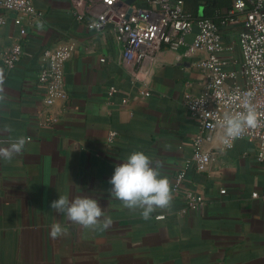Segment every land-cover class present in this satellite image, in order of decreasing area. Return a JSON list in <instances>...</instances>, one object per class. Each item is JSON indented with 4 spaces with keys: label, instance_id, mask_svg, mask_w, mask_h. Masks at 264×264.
Segmentation results:
<instances>
[{
    "label": "crops",
    "instance_id": "obj_1",
    "mask_svg": "<svg viewBox=\"0 0 264 264\" xmlns=\"http://www.w3.org/2000/svg\"><path fill=\"white\" fill-rule=\"evenodd\" d=\"M32 1L37 18L0 8V147L27 139L20 155L0 159V264H264V200L254 196L264 189V158L254 142L240 139L223 149L219 131L204 145L215 160L192 164L182 182L206 198L200 209L182 213L184 192L174 191L201 129L183 103L185 91H202L206 77L198 56H183L185 47L164 48L157 61L138 71L122 60L112 23L88 27L102 13V0ZM147 5L148 0L116 4ZM238 16L239 22L222 27L226 42L236 41L243 20ZM193 38L191 33L186 40ZM19 41L23 54L8 69L3 57ZM64 43L76 46L64 66L69 97L48 105L39 82L42 54ZM228 55L237 63L226 68L238 67L239 47ZM110 86L118 88L112 96ZM142 88L150 94H141ZM134 151H143L153 166L163 165L173 193L170 207L147 220L109 194L115 167ZM61 195L96 199L111 227L83 228L57 214L50 204ZM55 223L64 234L54 239Z\"/></svg>",
    "mask_w": 264,
    "mask_h": 264
},
{
    "label": "built area",
    "instance_id": "obj_2",
    "mask_svg": "<svg viewBox=\"0 0 264 264\" xmlns=\"http://www.w3.org/2000/svg\"><path fill=\"white\" fill-rule=\"evenodd\" d=\"M118 0H102L103 11L88 22L91 29H101L108 23L113 24L114 35L122 44L121 57L143 70L147 64L158 60L164 48L180 50L185 47L183 56H198L196 65L205 74L201 83L202 91L194 94L187 90L183 103L201 125L200 131L193 138V155L186 161L185 169L176 175L174 191H183L186 204L182 213L200 209L206 204V198L198 192L183 187L186 168L192 164L203 166L215 160L214 152L205 149L213 135L222 131L219 121L226 113L244 111L242 99L251 93V101L257 112L261 113L260 124L248 128L235 139L223 141V149L234 146L237 140L246 139L254 142L258 158H264V0H234L230 17L225 25L239 22L243 15L241 28L236 41L226 42L222 28L209 18H195L185 11L183 0H148L147 6L117 7ZM0 8L39 17L32 0H0ZM3 18L0 17V24ZM193 33L194 38H186ZM26 30L21 29L24 36ZM239 47L241 61L238 67L227 69L228 64L237 63L230 55ZM76 46L64 43L45 48L42 54L43 66L39 73V82L46 88L45 102L54 104L57 100H67L69 93L64 74L65 62L74 54ZM23 54L22 43L16 42L5 53L3 63L13 69ZM190 84V83H189ZM118 92L116 86H110L109 96ZM140 93L149 95L148 88ZM219 94V96L217 95ZM127 98L123 99L126 103ZM210 113V114H206ZM116 132L110 133V139ZM225 192V190H222ZM254 196L264 200V189Z\"/></svg>",
    "mask_w": 264,
    "mask_h": 264
},
{
    "label": "clouds",
    "instance_id": "obj_3",
    "mask_svg": "<svg viewBox=\"0 0 264 264\" xmlns=\"http://www.w3.org/2000/svg\"><path fill=\"white\" fill-rule=\"evenodd\" d=\"M2 85L3 79L0 76V93L4 91ZM251 96L248 93L241 101L244 111L226 113L219 121L222 141L238 138L246 129L259 126L262 114L257 112ZM3 98L0 95V100ZM4 130L12 131L10 126H5ZM26 143L27 139L22 136L11 140L8 147H0V159L10 162L23 152ZM162 167L159 162L153 166L152 159L143 151H134L127 157L126 162L115 167L114 174L108 181L112 186L109 194L122 201L124 207L130 211L139 210L141 218L150 219L157 209L169 208L173 199L170 181L167 176L162 175ZM50 208L57 214L66 215L70 222L83 228L100 227L101 230H106L112 225L111 217L105 214L98 201L88 196H76L70 200L68 196L61 195L51 202ZM63 234L64 229L60 223L52 225V238Z\"/></svg>",
    "mask_w": 264,
    "mask_h": 264
},
{
    "label": "trees",
    "instance_id": "obj_4",
    "mask_svg": "<svg viewBox=\"0 0 264 264\" xmlns=\"http://www.w3.org/2000/svg\"><path fill=\"white\" fill-rule=\"evenodd\" d=\"M185 11L195 18H209L221 28L233 14L234 0H183ZM225 9V10H224Z\"/></svg>",
    "mask_w": 264,
    "mask_h": 264
}]
</instances>
